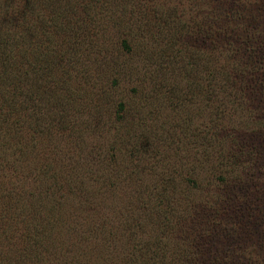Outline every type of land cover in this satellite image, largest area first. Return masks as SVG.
Segmentation results:
<instances>
[{
    "label": "rangeland",
    "instance_id": "1",
    "mask_svg": "<svg viewBox=\"0 0 264 264\" xmlns=\"http://www.w3.org/2000/svg\"><path fill=\"white\" fill-rule=\"evenodd\" d=\"M43 6L40 17L61 23L45 37L31 29L28 40L65 52L49 77L66 81L57 94L74 98L68 115L77 130L55 136L61 160L73 164L82 148L81 174L93 162L87 153L118 167L109 163L85 194L23 197L25 207L14 206L20 208L12 215L14 229L2 234L0 226V264H264V129L254 120L264 115V0H52ZM205 28L215 34L214 45ZM210 59L227 69L240 107L209 102V80L213 91L223 81L222 74L208 75ZM46 86L52 97L51 81ZM46 115V124L59 119ZM31 140L35 145L36 136ZM168 180L175 191L165 186ZM166 192L164 206L154 210ZM179 202L190 204L191 216L183 221V213L171 211L164 226L157 214ZM34 224L36 244H27L35 239L27 232Z\"/></svg>",
    "mask_w": 264,
    "mask_h": 264
},
{
    "label": "trees",
    "instance_id": "2",
    "mask_svg": "<svg viewBox=\"0 0 264 264\" xmlns=\"http://www.w3.org/2000/svg\"><path fill=\"white\" fill-rule=\"evenodd\" d=\"M51 1L0 0V226H4L2 234H7L13 228L12 222L16 219L13 220L12 215H19V213L14 211L20 208H14V206L25 207L24 204L23 206L22 204L19 205L23 197H32L34 193L40 194V191L42 194L59 193L63 190L83 192L85 194L87 184L95 181L94 177L99 172L104 175L109 163L113 169L118 167L115 162H110L105 155L101 157L102 154H98L100 155L98 157L100 161L96 163L93 160V155L87 153V157H90L93 162L90 164L91 161H89L87 168H84L85 170L81 174L82 164H80L81 160L79 161V159L83 157L82 148L76 154L78 161L68 164L64 159V161L61 160L60 150L54 144L57 131L60 134L59 136L63 137L68 135L67 131L69 129L77 130L75 129L74 120L69 118L68 115V106L74 102L73 94L68 93L69 95L61 97L57 94V87H60V85L65 86L64 83L66 81L63 82L61 80L58 82L54 78L49 77L51 69L56 66L57 60L55 61V58L58 57L61 62L65 58V52H61L57 48L52 49L49 44L44 42L45 40L36 39L32 45L30 40H28L31 29L41 32L42 36L45 37L51 26L57 28L61 23V21H58L60 18L47 22L40 17L41 10L39 6L44 5L43 7H45ZM259 1L247 0V3L252 4ZM36 13H38L35 18L37 22L33 26L30 17ZM203 34L206 35L211 44L214 45L216 43L215 34L209 28H205ZM233 62L234 64L232 63L231 65L235 70L241 68L238 63L235 64V60ZM207 72L210 77H217L222 74L223 80L221 85L217 86V91L211 89L215 86V82L211 79L209 80V83L212 82L208 88L209 102L215 99L222 106L229 103H237V106L240 107L239 94H237L236 89L231 85L226 75L227 69L218 66L210 59ZM50 81L51 86L53 85L51 89H55L52 97L49 96L50 93L48 94L46 86ZM55 96V106L50 107L51 100ZM221 105L218 108L219 110L215 109L214 114L221 113ZM46 112L58 114L59 119H50V124H46L47 118H49ZM254 120L255 127H258L257 130L264 129V115L255 114ZM87 126L86 124L85 128L89 131L90 127L88 128ZM32 127L34 133L30 132ZM35 136L37 142L32 146L31 138ZM136 152L139 153L138 151ZM36 158H40L39 162L35 161ZM88 158L85 159L86 162ZM218 166L220 167V164L217 165V168ZM137 168L138 166L136 165V170ZM217 168L213 167L214 170ZM124 172L126 173V171ZM113 175L118 176V170ZM123 176L127 177V173L123 174ZM128 181H130V178ZM170 184H172L175 191L174 180L172 182L168 180L165 186ZM163 190L168 191V188L165 187ZM53 195L52 197H55ZM162 195L159 199L167 197V192ZM166 199L164 198L163 202L158 203V205H150H154V210L160 209L164 206ZM184 203L179 202L174 205V208H171L172 205L168 204L165 207V212L161 211V214H157L164 221V226H167L169 222L171 211L176 213V215L183 213L184 215L180 217L183 221L191 216L189 214L192 212L189 211L188 207L190 204L182 206ZM144 207L145 209L150 208L148 204ZM17 219L21 220L22 218L20 216ZM189 221H192V219L185 221V223ZM17 224H23L24 226L22 221ZM37 227L39 228L38 225L34 224L27 231L30 233L32 231L31 235L35 237V239L29 237L25 239L27 244L32 239V242L36 244ZM26 229L21 235L26 232ZM1 237H3V240L7 239L6 235ZM151 263L154 264V260ZM193 264L201 263L193 261ZM208 264L218 263L208 262Z\"/></svg>",
    "mask_w": 264,
    "mask_h": 264
}]
</instances>
